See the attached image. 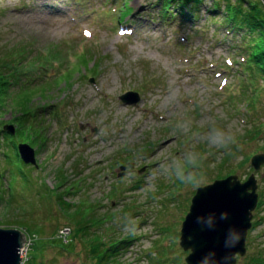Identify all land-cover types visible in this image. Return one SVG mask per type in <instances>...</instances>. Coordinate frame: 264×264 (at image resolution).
<instances>
[{
	"label": "rangeland",
	"instance_id": "374dc122",
	"mask_svg": "<svg viewBox=\"0 0 264 264\" xmlns=\"http://www.w3.org/2000/svg\"><path fill=\"white\" fill-rule=\"evenodd\" d=\"M224 1L203 0L195 17L176 13L168 22L156 0H0V57L29 44L24 69L42 91L30 95L42 127L30 145L37 168L18 162L22 174L5 167L0 177V229L24 234L22 264L29 256L33 264H88L59 193L104 218L106 243L125 242L120 264H185L180 229L197 188L251 174L258 204L236 264L264 256V163L251 167L264 155V85L255 81V94L245 85L238 45L249 40L225 21ZM126 4L132 11L122 23L131 30L122 34L116 19ZM38 56L44 63L31 61ZM126 92L139 101L124 104ZM23 103H11L2 126L16 132L11 117ZM253 127L259 134L249 138ZM59 173L65 181L55 190Z\"/></svg>",
	"mask_w": 264,
	"mask_h": 264
},
{
	"label": "trees",
	"instance_id": "16d2710c",
	"mask_svg": "<svg viewBox=\"0 0 264 264\" xmlns=\"http://www.w3.org/2000/svg\"><path fill=\"white\" fill-rule=\"evenodd\" d=\"M156 1H160V4L162 5L163 11L161 17L164 21L168 22L171 17L176 15V13L184 20H186V17H195L201 10L203 4V0ZM214 5L216 6V4ZM223 6L225 9V21L228 25L237 29V31H243L245 34L244 36H247V40H249L248 42L241 43L238 47L244 46L242 47L241 54L245 55V57L243 56L244 65L242 66V70L247 76L245 78V85L248 90H251L250 92H254L255 94L257 91V88L254 86L255 81L260 79L261 83L264 85V5L261 0L258 2H256V0H251L250 2H246V0H234L233 2L232 0H225ZM125 8L126 11H124V7H122L123 13L119 19L120 21L132 11V9H130L129 12L127 11L129 10L127 4ZM27 45L29 44L26 43V47H23V49H16L13 47L8 53H4L3 56L0 57V147L2 148H0V177H2V170H4L5 167L8 170H12V173H14L13 170L16 169L17 172L22 174V168L21 170L16 168L18 162L21 163L23 168H28L29 165L23 164L19 158L17 144L21 141H25L28 142L29 145L36 146L37 138H40V128L42 127L40 121L37 119V112L34 113L30 111V95H35L38 90H36V88L32 89L30 81L27 78L28 73L24 69L26 62L31 63L29 61L30 58L27 59L29 56ZM39 54L42 55L43 59L38 56L32 57L31 61L34 60L39 64L41 62L44 63L42 60H45L46 62L49 58L50 63L52 64L55 60V57H53L48 51H45L44 54L43 52H39ZM91 71L92 69H90V72ZM25 76L26 80L24 79L23 81ZM66 78L68 79L69 77L66 76ZM50 82L51 80L49 79L44 85L48 86L51 84ZM16 86L19 88L17 93L16 91H12L16 89ZM8 93H10V98L6 100L5 98H7L6 95H8ZM16 100L24 102L23 104L26 106V109L23 108L25 106H22L21 109L24 110L23 112H14L11 121L17 129L14 135H10L3 130V122H1V120L2 115L8 112L12 113L13 110L11 109V103H16ZM8 101L10 102V106L7 104ZM252 124L255 125V122L253 121ZM258 132L259 128L253 127L248 134L249 138L258 135ZM20 134L23 135V138L20 137ZM57 176L59 182L57 183L55 190L61 188L62 183L64 184L65 181L62 173H59ZM12 180H14V178ZM10 186H15L12 184V181L10 182ZM68 193L69 192L66 194ZM2 200V195H0V202ZM56 204L58 205L60 213L64 216L63 218L72 225V235L76 240L80 241L83 246L82 249L85 254V256H83L84 261L86 260L88 264H120L116 255L119 252L118 248L125 242L120 239H111L106 243L105 239L102 238L100 231L98 232L100 225L104 222L103 217H96L94 215V209L89 211L85 210L86 214L84 215L83 207L80 210L76 208L74 209L73 207H75V205L68 204L65 199L63 201V196H61L60 193L56 197ZM90 230L95 232H90ZM63 241L68 244L66 240ZM61 250L68 252L67 248H61ZM34 260V256H29L26 264H33ZM243 264H264V256L261 254L252 255L245 258Z\"/></svg>",
	"mask_w": 264,
	"mask_h": 264
},
{
	"label": "water",
	"instance_id": "95a60500",
	"mask_svg": "<svg viewBox=\"0 0 264 264\" xmlns=\"http://www.w3.org/2000/svg\"><path fill=\"white\" fill-rule=\"evenodd\" d=\"M121 100L132 104L139 98L129 92ZM3 130L15 134L13 125H4ZM17 148L23 163L37 168L34 149L27 143ZM263 163L264 155L251 159L255 171ZM256 190L254 174L244 182L231 175L196 190L180 229L179 245L188 252L186 264H236L237 255L245 256L246 237L258 203ZM24 242L25 236L19 230L0 229V264H21L19 253Z\"/></svg>",
	"mask_w": 264,
	"mask_h": 264
},
{
	"label": "built area",
	"instance_id": "2783aa9c",
	"mask_svg": "<svg viewBox=\"0 0 264 264\" xmlns=\"http://www.w3.org/2000/svg\"><path fill=\"white\" fill-rule=\"evenodd\" d=\"M64 232H67V231H64ZM21 252V251H20Z\"/></svg>",
	"mask_w": 264,
	"mask_h": 264
},
{
	"label": "clouds",
	"instance_id": "9594fccd",
	"mask_svg": "<svg viewBox=\"0 0 264 264\" xmlns=\"http://www.w3.org/2000/svg\"><path fill=\"white\" fill-rule=\"evenodd\" d=\"M237 239H238V237H237Z\"/></svg>",
	"mask_w": 264,
	"mask_h": 264
}]
</instances>
